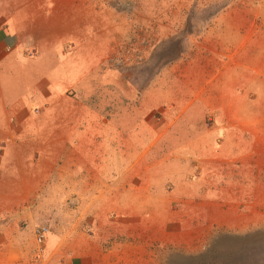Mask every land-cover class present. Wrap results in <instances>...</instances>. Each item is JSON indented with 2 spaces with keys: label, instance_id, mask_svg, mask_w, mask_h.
Instances as JSON below:
<instances>
[{
  "label": "crops",
  "instance_id": "0c3cea01",
  "mask_svg": "<svg viewBox=\"0 0 264 264\" xmlns=\"http://www.w3.org/2000/svg\"><path fill=\"white\" fill-rule=\"evenodd\" d=\"M111 7L107 0H0V264H33V230L44 220L48 234L40 264H163L167 252L153 253L158 247L162 253L170 237L182 254L196 252L201 229L216 225L209 214L231 216L220 221L219 231L244 228L237 225L232 197L226 204L221 194H203L201 181L193 187L175 178L174 192L164 194L160 179L173 178L155 179L146 160L150 133L139 138L135 123L127 127L104 101H89L90 91L97 90L96 102L104 98L99 71L106 64L112 61L113 87L122 70L126 25ZM190 79L191 89L200 87L199 77ZM210 182L220 193L226 188ZM69 193H76L69 206L58 203ZM201 214H207V228ZM189 232H198L196 242H185Z\"/></svg>",
  "mask_w": 264,
  "mask_h": 264
},
{
  "label": "rangeland",
  "instance_id": "374dc122",
  "mask_svg": "<svg viewBox=\"0 0 264 264\" xmlns=\"http://www.w3.org/2000/svg\"><path fill=\"white\" fill-rule=\"evenodd\" d=\"M107 1L126 25L118 58L122 70L113 87L110 56V64L99 71L104 98L96 102L97 90L90 91L89 101L96 105L104 101L105 109L120 113L119 120L127 127L135 123L139 138L150 133L151 156L146 159L148 153H141L152 161L155 179L173 178L160 179L164 194L174 192L175 178L193 187L201 181L203 194L209 190L221 194L226 204L232 197L240 215L237 225L244 224L240 231H219L220 221L231 216L209 214L216 225L208 232L201 229L196 252L182 254V247L170 237L162 253L158 247L153 257L167 252L163 264H264V0ZM165 53L164 60L160 55ZM199 58L215 63H199ZM190 77H199L200 87L191 89L195 80ZM188 80L189 88L182 85ZM184 128L193 134L175 133ZM213 153L214 158L208 156ZM194 163L201 172L198 166L193 170ZM182 168L189 171L182 173ZM138 169L144 170V165ZM210 180L228 192L220 193ZM72 194L76 193L64 195L58 203L69 206ZM204 219L207 214H201V227L207 228ZM46 222L38 224L48 229ZM189 234L186 243L198 232Z\"/></svg>",
  "mask_w": 264,
  "mask_h": 264
},
{
  "label": "built area",
  "instance_id": "2783aa9c",
  "mask_svg": "<svg viewBox=\"0 0 264 264\" xmlns=\"http://www.w3.org/2000/svg\"><path fill=\"white\" fill-rule=\"evenodd\" d=\"M48 234V229L45 226H37L33 230L34 248L32 250V263H38L43 254L45 238Z\"/></svg>",
  "mask_w": 264,
  "mask_h": 264
}]
</instances>
